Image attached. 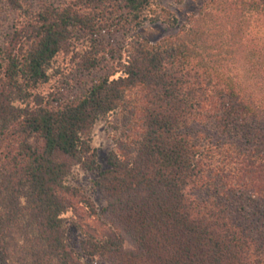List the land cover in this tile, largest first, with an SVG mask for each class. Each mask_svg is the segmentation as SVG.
Here are the masks:
<instances>
[{
	"label": "trees",
	"instance_id": "1",
	"mask_svg": "<svg viewBox=\"0 0 264 264\" xmlns=\"http://www.w3.org/2000/svg\"><path fill=\"white\" fill-rule=\"evenodd\" d=\"M158 1L0 0L30 16L0 45V264H264V0H203L184 23ZM157 23L176 32L139 33ZM76 44L85 86L43 95Z\"/></svg>",
	"mask_w": 264,
	"mask_h": 264
},
{
	"label": "rangeland",
	"instance_id": "2",
	"mask_svg": "<svg viewBox=\"0 0 264 264\" xmlns=\"http://www.w3.org/2000/svg\"><path fill=\"white\" fill-rule=\"evenodd\" d=\"M27 8L30 9L32 14L39 11L46 3H65L72 0H24ZM160 7L170 9L180 20V23H184L186 18L193 13H196L199 7L203 4V0H186L183 4L178 5L174 0H159ZM23 10H15L8 3H4L0 9V45H6L12 36L15 29H20L25 23L28 22L29 17ZM160 11V10H159ZM176 30L168 28L161 23L146 24L139 30V33L143 38H147L152 43H156L160 39L167 37ZM119 36L116 40H119ZM105 41H115V37H105ZM82 45L76 44L75 49H64L52 63V69L50 71L51 77L48 83L40 85L39 91L43 95L48 96L51 99H59L67 94L75 93L77 90L85 86L88 78L82 75L77 70L76 62L78 61L77 52L82 49ZM97 75V74H95ZM113 135L114 132L108 127L106 120L100 119L96 122L91 139L93 147L98 149L99 162L102 165V169H108V155L113 149ZM98 178L97 172H85L76 170L72 183L81 187L85 193L91 197L94 203L102 209L106 205V200L103 195L95 188L93 181ZM71 213H68L66 217H70ZM70 241L71 244L78 248V244L81 241L80 235L72 227L70 228ZM96 264H107L104 261H97Z\"/></svg>",
	"mask_w": 264,
	"mask_h": 264
}]
</instances>
